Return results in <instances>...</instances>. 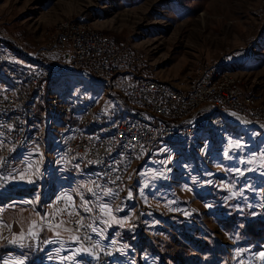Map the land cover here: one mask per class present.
Returning a JSON list of instances; mask_svg holds the SVG:
<instances>
[{"label": "rangeland", "instance_id": "1", "mask_svg": "<svg viewBox=\"0 0 264 264\" xmlns=\"http://www.w3.org/2000/svg\"><path fill=\"white\" fill-rule=\"evenodd\" d=\"M66 18L130 45L144 76L183 87L200 65L217 63L264 106V0H0V75L10 64L60 63L49 41ZM47 67L54 79L32 97L38 132L50 93L95 103L104 119L123 115L130 76L113 79L117 92L83 72ZM40 139L43 152L59 151V131ZM0 180V264H61L62 253L78 264L94 259L75 235L38 229L49 214L70 227L61 209L43 211L61 190L119 264H264V121L229 118L190 145L160 143L119 192L37 157L12 175L0 171Z\"/></svg>", "mask_w": 264, "mask_h": 264}, {"label": "built area", "instance_id": "2", "mask_svg": "<svg viewBox=\"0 0 264 264\" xmlns=\"http://www.w3.org/2000/svg\"><path fill=\"white\" fill-rule=\"evenodd\" d=\"M49 47L59 56L61 62L58 64L42 62L33 66H51L54 74L55 72L80 70L95 79L108 82L117 77L130 76L132 81L128 85L127 91L137 97V103L141 104L140 121L120 122V120H116L117 130L123 133H132V140H123V143L114 141L98 143L91 139V144H82L76 139H67V143H63L68 146V153L61 156L60 165L67 167L70 155L88 159V162L93 163V166L99 169V178H96L95 183L97 190L116 191V188H120L117 184V176L120 171H125L126 163L129 162V159L126 158L127 147H136L138 151H143L144 160L157 146L159 140H180L195 134V129L199 128V114H203L205 109L225 110L232 115L233 119L237 120L264 121V110L244 111L245 94H241V91H238L236 87L234 90H226L222 94L204 95V87L208 84V71L212 66H220L217 63L200 65L196 92L182 94L181 91L173 90L171 87L157 86L153 80H148V76L141 74L139 66H142V57L130 45L119 44L111 35L78 19L59 20L51 34ZM10 66L26 65L10 64ZM20 72L29 73L34 78L35 89L42 91L43 84L47 82L45 75L31 70H20ZM18 87L26 101H36L25 96L23 86L18 85ZM121 103L125 104L122 100ZM125 105L133 108V105ZM10 108H16V106L11 105L7 95L0 91L1 125L6 126V134L0 135L12 136L9 153L17 147H27L28 155H25V159L32 160L37 157L46 167L47 161L44 158V153L35 147L34 141L33 143H24V135L29 133V127L19 125L17 120L10 118ZM156 111H164L167 114V121H158ZM48 112L49 110H47ZM32 113L28 112V117H32ZM112 116L115 118L114 113ZM93 118L99 121V118ZM167 123H179V130H167ZM108 130L109 127H105V131ZM66 131L76 132L73 118L66 127ZM66 131H64V135H66ZM116 154H123V161H116ZM8 155L6 154V161H0V168L2 174L12 175L19 168L24 167V163L10 164ZM0 186H3L2 183ZM66 195L67 193H64L55 206L44 208L43 211L48 214L53 208L61 209L63 218L70 221V227L59 226L60 217H54L51 214L47 215L38 227L63 230L75 235L86 248L93 252L94 264H104V260L107 255H110V252L100 251L95 247V244L88 243L87 233L89 232H84V225L79 222L78 217L73 215L70 204L65 203ZM57 263L78 264L68 253H62Z\"/></svg>", "mask_w": 264, "mask_h": 264}, {"label": "bare ground", "instance_id": "3", "mask_svg": "<svg viewBox=\"0 0 264 264\" xmlns=\"http://www.w3.org/2000/svg\"><path fill=\"white\" fill-rule=\"evenodd\" d=\"M20 70L37 72L40 75H45L47 80H53L54 77L51 75L50 69H48L47 66H37L33 68L12 66V70H4L3 74L0 75V91L7 95L11 105L16 106V108H10V118L17 120L19 125L29 127V133L24 135V143H33L34 141L35 147H39L41 153H44V157L47 156V163H50L56 170L63 173L79 172L86 174L87 177L90 178L92 186L96 189L95 183L96 178H99V169L93 166V163L88 162V159H83L77 155H70V162H67V167L60 165L61 156L68 153V146L63 143H67V139H76L82 144H91V139L96 140L98 143H109L110 141L123 143V140H132V133H123L117 130L116 120H120V122L141 120V112H139L141 111V104L137 103V97H134L132 93H129L126 89L124 103L133 105V108L125 105L123 115L120 116L119 114V116L115 118L104 119L98 115L99 106L95 103H81L74 99L63 97L58 93H50L47 100V110H49L47 114L49 117L43 118V127L41 131L38 132L37 127L33 126V122H35L39 111L36 103L34 101H26V98L21 95V89L18 87V85L23 86L25 96L32 99L37 90L34 87V78L31 77L29 73L20 72ZM75 71L80 72V70ZM63 74H65V72H62V76ZM91 78L105 90L113 88V80H109L108 82L95 79L94 77ZM198 79L199 69L195 72L194 77L183 87H177L172 83L148 77V80H153L157 86L171 87L173 90L181 91L182 94H192L196 92V82ZM234 87H236L238 91H241V94H245L243 83L239 77L224 71L220 66H212L208 71V84L204 87V95L222 94L226 92V90H234ZM243 109L244 111H258L264 110V106L245 94ZM28 112H33L32 117H28ZM93 117L99 118V121L94 120ZM72 118L73 122L76 124V132L66 131V127L70 124ZM229 118H232V115L225 110L205 109L203 114H199V128L195 129V134L188 135L180 140L161 139L157 142V145L160 143L179 144L181 146L190 145L194 143L200 132H210L215 125H222L225 120ZM156 119L158 121H167V114H165L164 111H156ZM105 127H109V130L105 131ZM56 130L60 133V142L57 143V145L60 146L59 151L51 155L49 151L47 152V146L44 145V150L46 152H43L41 147L43 141L40 139V133H50L51 136ZM167 130H179V123H167ZM64 131H66V135H64ZM0 134H6V126L1 125V117ZM0 140V161H6V154H9L8 163H26L25 155H28L27 147H17L9 153L12 136L0 135ZM126 158L129 159V162L126 163L125 171H120L117 176V184L120 187L116 188L117 192L124 189L130 171L144 161L143 151H138L136 147H127ZM116 161H123V154H116ZM64 193L65 192L61 190L58 193V198H56L55 201L47 202L44 208L54 206ZM73 215L78 217L79 222L84 225V232H89L87 233L88 243L95 244V247L100 251L110 252V255H107L106 260H104V264H119L113 259L110 249L105 246L102 247L98 238L92 234L93 227L91 218L77 211L73 212ZM79 264H94V259L82 261Z\"/></svg>", "mask_w": 264, "mask_h": 264}, {"label": "trees", "instance_id": "4", "mask_svg": "<svg viewBox=\"0 0 264 264\" xmlns=\"http://www.w3.org/2000/svg\"><path fill=\"white\" fill-rule=\"evenodd\" d=\"M115 116L117 115V114H114ZM29 189V188H28ZM38 229H40V230H42V229H46V228H38ZM42 234V233H41Z\"/></svg>", "mask_w": 264, "mask_h": 264}, {"label": "crops", "instance_id": "5", "mask_svg": "<svg viewBox=\"0 0 264 264\" xmlns=\"http://www.w3.org/2000/svg\"><path fill=\"white\" fill-rule=\"evenodd\" d=\"M27 62H30V61H27ZM33 64V63H32ZM79 241V240H78ZM81 243V242H80ZM80 258V257H79Z\"/></svg>", "mask_w": 264, "mask_h": 264}, {"label": "snow or ice", "instance_id": "6", "mask_svg": "<svg viewBox=\"0 0 264 264\" xmlns=\"http://www.w3.org/2000/svg\"><path fill=\"white\" fill-rule=\"evenodd\" d=\"M129 195H131V193H129Z\"/></svg>", "mask_w": 264, "mask_h": 264}]
</instances>
